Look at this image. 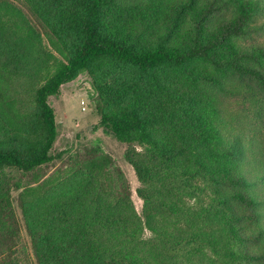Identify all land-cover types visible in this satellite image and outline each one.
Wrapping results in <instances>:
<instances>
[{
  "label": "trees",
  "instance_id": "16d2710c",
  "mask_svg": "<svg viewBox=\"0 0 264 264\" xmlns=\"http://www.w3.org/2000/svg\"><path fill=\"white\" fill-rule=\"evenodd\" d=\"M46 1L42 19L58 55L48 53L36 64V109L26 124L27 140L12 146L0 139V248L7 252L0 264H29L18 248L11 210L13 186H21L9 173L29 174L59 159L53 154L58 124L49 99L82 73L107 106L100 112L105 131L142 149L131 164L142 184L145 224L134 211H120L119 201L79 208L66 198L35 213L24 206L34 264H196L195 257L264 264V142L249 147L226 142L201 96L173 87L165 77L217 81L209 69L213 75L253 77L264 92V44L246 49L236 43L264 35V0H206L193 16L189 44L154 48L140 44L145 29L133 34L129 24L119 23L116 0ZM186 7L173 18L169 36L185 21ZM214 12L229 18L210 32L204 22ZM21 17L0 2V59L16 71L41 47L40 36ZM127 71L135 76L124 77ZM121 78L111 89L112 80ZM2 218L11 221L4 231ZM145 225L153 233L148 239Z\"/></svg>",
  "mask_w": 264,
  "mask_h": 264
},
{
  "label": "rangeland",
  "instance_id": "374dc122",
  "mask_svg": "<svg viewBox=\"0 0 264 264\" xmlns=\"http://www.w3.org/2000/svg\"><path fill=\"white\" fill-rule=\"evenodd\" d=\"M116 1L120 7L116 14L117 18L120 15L119 23L129 24L133 34L140 35L141 30L145 29V33L140 36V44L153 48L159 44L167 47L189 44L195 24L193 16L204 9L206 2V0ZM0 2L18 10L22 14L20 20L23 24L29 25L40 36L41 47L29 58L23 59L18 71L9 67L11 65L5 66L4 64L8 62L3 57L0 59V139L6 144L18 146L28 138L26 124L33 120L36 109L32 100L36 87V64L48 53L58 54L52 47L48 38V28L42 19L45 17L42 6L46 8V12L49 10L47 8L49 3L46 0H42L41 3L39 0ZM182 5L188 6L186 19L180 23L176 32L169 36L173 18L182 11ZM225 18H229V14L214 12L204 25L208 31L213 32L218 23ZM236 43L240 48L251 49L264 44V35L237 40ZM249 64L252 67H259L255 63ZM206 70L209 75L216 76L217 81L212 83L187 81L175 78L172 73H167L165 77L173 87L201 96L204 108L214 124L220 127L226 142L233 143L239 140L242 147L258 146L264 142V92L257 81L248 75L231 73L213 75L211 70ZM261 70L264 73V63ZM126 75L131 78L135 76L130 71H127L124 77ZM121 83L122 78L112 80L110 88L117 89ZM61 90L59 96L49 99L58 124V138L53 154L59 159L29 174L15 171L9 173L13 182L21 186L20 188H17V185L13 186L11 210L17 222L14 231L17 228L20 236L16 239L19 242L18 248L25 254L29 264H34L35 258L25 224L24 206L29 208L31 213L35 210V213L36 208L40 209L43 204L56 205L60 199L66 198L73 199L72 206L79 208L81 205L93 206L101 200L116 204L119 201L124 208L120 211H134L145 224L146 203L138 192L142 184L131 164V160L140 159L142 149L121 143L105 131L101 125L100 112L107 106L87 73H82L73 81L66 83ZM165 128L163 126L164 130ZM164 130L163 133L168 134ZM249 139H253L251 145ZM253 149L248 150L249 155L253 154ZM161 197L170 200L171 195ZM184 199L196 203L194 197L184 196ZM154 209L155 207L152 208ZM152 213L154 214L153 211ZM10 222L2 218L3 231ZM170 226L171 229L175 227ZM2 234L0 232L1 236ZM152 236L153 233L145 225L144 238ZM6 253L0 248V256L4 257ZM195 262L219 264L207 257H195Z\"/></svg>",
  "mask_w": 264,
  "mask_h": 264
}]
</instances>
